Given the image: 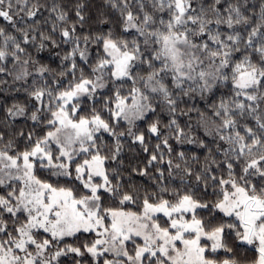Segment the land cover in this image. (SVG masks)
Masks as SVG:
<instances>
[{
	"label": "snow or ice",
	"instance_id": "1",
	"mask_svg": "<svg viewBox=\"0 0 264 264\" xmlns=\"http://www.w3.org/2000/svg\"><path fill=\"white\" fill-rule=\"evenodd\" d=\"M106 3L0 0V264H264V2Z\"/></svg>",
	"mask_w": 264,
	"mask_h": 264
},
{
	"label": "trees",
	"instance_id": "2",
	"mask_svg": "<svg viewBox=\"0 0 264 264\" xmlns=\"http://www.w3.org/2000/svg\"><path fill=\"white\" fill-rule=\"evenodd\" d=\"M66 2L70 4H75L77 0H66ZM79 2L86 5L85 7V16L87 17V21L85 24V28L87 29L89 26L95 27V21L98 16H100L101 13H104L106 15H114L112 13V10L110 7L107 6L106 0H79ZM243 2V0H241ZM264 2V0H248V5L251 8L252 5H255V10H259L260 3ZM40 58L45 63H49L50 67L56 68V65L59 63V61L55 58L54 55L50 56V54L45 51L40 53ZM13 97L18 101H23L25 98L22 94H15L11 92H5L3 90H0V103H6L8 105H11L13 103ZM3 117V109L0 108V118ZM186 117H182L180 119V123L183 125L184 121L186 120ZM31 122H28V124L25 123L23 118H18L16 121V126L18 128H24L25 131H27L28 126H30ZM193 123H195V115L193 114ZM199 135H203V132L201 131ZM153 143L155 141L153 140ZM193 145H186L185 148L189 150H194ZM139 151V149H137ZM131 153H128L127 156H130ZM127 156L125 157V160L127 162ZM140 159H143V154H141ZM139 180V178H137ZM220 258H224L223 250H220Z\"/></svg>",
	"mask_w": 264,
	"mask_h": 264
}]
</instances>
